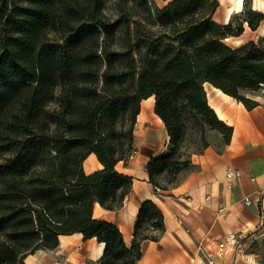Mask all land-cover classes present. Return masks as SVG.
<instances>
[{"label": "trees", "instance_id": "trees-1", "mask_svg": "<svg viewBox=\"0 0 264 264\" xmlns=\"http://www.w3.org/2000/svg\"><path fill=\"white\" fill-rule=\"evenodd\" d=\"M220 6L0 0V264H28V255L53 250L60 236L74 233L105 243L95 264H139L143 242L165 232L161 208L143 202L127 244L118 225L94 217V207L118 210L132 190L133 177L116 166L135 149L142 101L155 97L170 136L169 150L147 164L160 190L193 168L184 152L190 131L203 150L209 130L231 142L234 128L210 106L207 83L248 110L260 105L247 94L264 88V35L230 45L244 22H219ZM92 153L104 168L87 174ZM150 229L156 234H146Z\"/></svg>", "mask_w": 264, "mask_h": 264}, {"label": "crops", "instance_id": "crops-1", "mask_svg": "<svg viewBox=\"0 0 264 264\" xmlns=\"http://www.w3.org/2000/svg\"><path fill=\"white\" fill-rule=\"evenodd\" d=\"M257 8L262 9L264 5ZM205 88L210 106L221 120L234 128L231 142L224 145L223 135L209 130V146L191 156L193 168L182 171L178 181L167 190L156 189L150 182L147 164L152 157L169 150L170 136L155 112V97L144 99L134 130L137 153L116 166L133 177L132 190L118 210H108L99 203L94 207V217L118 225L127 244L133 241L143 202L153 200L161 208L165 232L158 241L143 242L139 264H207L206 254L213 256L219 240L229 234L254 230L260 222L264 205V101L256 99L260 105L248 110L242 102L213 85L207 83ZM227 166L241 171L240 179L231 187L226 186ZM103 168L94 153L84 162L87 174ZM245 198H250L251 204H246ZM221 205L225 210L220 212ZM104 249L105 243L97 238L86 239L82 233H74L60 236V245L53 250L28 255L26 262L95 264ZM213 260L216 264H264L255 253L240 255L236 251L225 258L214 256Z\"/></svg>", "mask_w": 264, "mask_h": 264}, {"label": "rangeland", "instance_id": "rangeland-1", "mask_svg": "<svg viewBox=\"0 0 264 264\" xmlns=\"http://www.w3.org/2000/svg\"><path fill=\"white\" fill-rule=\"evenodd\" d=\"M159 7H165L169 2L172 0H153ZM168 1V2H167ZM231 1V0H230ZM229 0H222V4L220 8L218 9L215 18L221 22L227 23L231 17H233V21L236 27L239 26V23L244 22V33L239 37H232L227 39V43L230 45L237 47L244 43H247L251 40H258V38L261 36V33L264 30V8L255 10V2L256 0H245L244 6L241 11L233 13L229 19H227L229 7L232 4ZM259 1V0H257ZM264 2V0H261ZM167 2V3H166ZM166 3V4H165ZM106 12L108 14L114 15L115 9L112 4V2H108L106 5ZM259 13L262 14L259 15ZM247 20H251L257 28L254 30L252 29ZM247 97L252 99H259L264 101V88L261 90L255 92V93H248ZM203 151V146L199 138V134L195 131H190L186 143V147L184 149V152L187 156L191 159V156L193 153H199ZM190 170V168L185 169L183 171ZM179 177V175H178ZM160 181L163 185H167L166 178L161 177ZM178 181V179H177ZM146 234H156L155 231L150 229L146 232ZM241 244L243 245L242 248L244 250V253H255L261 257L262 260H264V229L258 228L251 230V233L249 235L243 237L241 240Z\"/></svg>", "mask_w": 264, "mask_h": 264}, {"label": "built area", "instance_id": "built-area-1", "mask_svg": "<svg viewBox=\"0 0 264 264\" xmlns=\"http://www.w3.org/2000/svg\"><path fill=\"white\" fill-rule=\"evenodd\" d=\"M137 153V149L135 148L130 157L135 156ZM225 177H226V186L231 187L235 182H237L240 177H241V171L238 168H235L233 166H227L225 170ZM210 197L208 196L207 199ZM244 202L246 204H251V199L250 198H245ZM225 206L221 205L219 207V211H224ZM189 210H186V213H188ZM181 219H183V216H180ZM258 228H263L264 229V205H262V212L260 216V222L257 226ZM251 233V230H246L242 231L239 234H229L219 240L217 244V248L213 254V256L209 253H207V258H208V263L207 264H216L215 261L213 260V257H219V258H225L227 257L230 253L233 251H236L238 254H244V250L242 248L241 240L243 237L249 235Z\"/></svg>", "mask_w": 264, "mask_h": 264}, {"label": "bare ground", "instance_id": "bare-ground-1", "mask_svg": "<svg viewBox=\"0 0 264 264\" xmlns=\"http://www.w3.org/2000/svg\"><path fill=\"white\" fill-rule=\"evenodd\" d=\"M232 1V4H231V6L229 7V11H228V17H227V19H229L230 17H231V15L233 14V13H236V12H239V11H241L242 10V8H243V6H244V2H245V0H231ZM264 5V2L263 1H261V0H259L258 2H257V7H262ZM257 7H255L254 9L255 10H259ZM264 35V30H263V32L261 33V36H263ZM215 87V86H214ZM217 89H219L218 87H216ZM207 89V88H206ZM221 92H223L221 89H219ZM224 93V92H223ZM222 93V94H223ZM211 94V93H210ZM224 94H226V93H224ZM213 95V94H212ZM226 95H228V94H226ZM225 95V96H226ZM224 96V97H225ZM230 96V95H229ZM230 97H232V96H230ZM210 98H211V96H210ZM226 98H228L229 99V97L227 96ZM213 102V101H212ZM212 104V103H211ZM215 105V104H214ZM215 107V106H214ZM216 108V107H215ZM218 109H219V107H218ZM217 110V109H216ZM221 111V110H220ZM222 113V112H221ZM223 114V113H222Z\"/></svg>", "mask_w": 264, "mask_h": 264}]
</instances>
